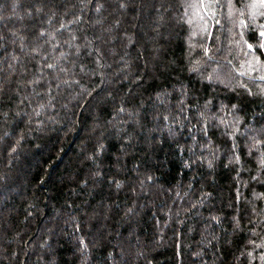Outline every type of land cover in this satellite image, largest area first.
<instances>
[{
	"label": "trees",
	"instance_id": "16d2710c",
	"mask_svg": "<svg viewBox=\"0 0 264 264\" xmlns=\"http://www.w3.org/2000/svg\"><path fill=\"white\" fill-rule=\"evenodd\" d=\"M13 1L0 264H264V0H170L172 30L152 0Z\"/></svg>",
	"mask_w": 264,
	"mask_h": 264
},
{
	"label": "rangeland",
	"instance_id": "374dc122",
	"mask_svg": "<svg viewBox=\"0 0 264 264\" xmlns=\"http://www.w3.org/2000/svg\"><path fill=\"white\" fill-rule=\"evenodd\" d=\"M6 1H8V0H6ZM12 1L13 0H9V2H12ZM19 1L21 2V6L22 7H23L24 4H26L25 2H23L24 0H19ZM51 1H54L56 4L58 2H61V0H51ZM122 1L126 2V0H108V2L112 6L111 12H113V14L116 12L117 6ZM152 1L154 2V8L156 10V13L159 12V11H160V13H164V14H161V15H159V14L157 15L156 14V16H158V17L159 16H163L165 21H166V19H168V17L171 19V22H170L171 25H169L170 30L175 29V26H178L179 24H181V20L177 16H175L174 13H172V11H171L172 7H171V4H170V2H171L170 0H152ZM30 2H32V3L29 5V7L26 4L25 8H31L33 16L34 15L35 16L36 15H40L41 14L40 9H42V10L44 9L43 11H47V9L45 8L43 2L47 3L48 0H30ZM13 3H14V1H13ZM129 3H130V0H129ZM21 10L24 11V7L21 8ZM146 11L147 12H151V14H152L151 7H148L145 10V12ZM47 13L50 14L51 11L47 12ZM11 15H12V12H10L8 15H5V18L8 21H10V22L8 23V25L6 27L2 28L3 30L5 29V35L8 37V39L6 40V44L9 46V52L8 53H4V54L0 53V78L2 79L0 81H4V77H5V74H6L5 71H4V65L2 66V63L5 64L6 62L10 61L11 58L13 57L12 56L10 58V51H11L10 49H14V51H16L21 57H25L24 59L28 58V55L26 53L24 54L23 52H19L17 50L18 39H17L16 33H19L21 31H23V29H24V26H23V24L21 22L22 20H20V21L17 20V21L14 22V19L16 20L17 17L16 16L12 17ZM21 15H22V19L25 18V16H26L25 12H21ZM51 17L53 18V15ZM55 17H58V16H54V18ZM158 17H156L157 20H158ZM116 18H117L116 15H112L111 21H110V23L112 25H113V22L115 21ZM3 19H4V16H3ZM44 19H45V16H44ZM97 19L98 18H96L95 20H97ZM100 21H103L104 24L102 23V25H98L96 28L98 29V31H104L105 28L103 27V25L108 27V25H110V24L107 23V20L105 19V16L101 17L99 19V22ZM96 22H98V21H95V23ZM41 23H43L42 20H41ZM108 28H110V27H108ZM3 40H4V43H5V38H3ZM16 52L14 54H17ZM120 73L121 72H117L116 71V73L113 74V78H112V82H111V87L112 88L113 87H117V84L125 79V78H123L125 75H130V73L129 74H127V73L120 74ZM128 79H130V76H128ZM13 80H14V82L16 84L18 78L14 77ZM54 84H55V82H50V86H52ZM0 86H1V84H0ZM51 89L55 90V86H52ZM105 92H107V93H105L107 95L108 92H110V89L105 90ZM69 101L70 100L68 98L65 99V103H68ZM180 101H181L180 97H177V101L173 102V103L177 104V103H180ZM61 107H62V109L64 108V106H61ZM177 109H179L178 105H177ZM169 113H170L169 111H165V110H161L160 111L159 110V111L154 112L152 116H155V115L157 117H160L162 115L163 116H165V115L167 116V114H169ZM3 116H4V119H3L2 123H1V131H0L2 137L5 135L6 130H8V124H10L9 122L12 119H17L19 116H21V113H16L14 111H9L6 114H4ZM24 120L27 121V122H33L32 116L29 113L26 114ZM106 126H108V125H106ZM94 128H98V131H100V130H102L104 128V126L103 125L102 126H97V127L94 126ZM153 128H158V127L157 126H153ZM89 131H91V130L89 129ZM209 152H210V150H209ZM0 153H1V149H0ZM12 158H13L12 155H7L6 156V161H9ZM203 159H204V157H203ZM0 179H1V174H0ZM141 182H142L141 176H139L137 178V180L134 181L133 185L130 186V190L131 191L133 190L135 192V194H138L141 191V186H142V190H145V188L143 187V184ZM16 186H19V185H17V183H16ZM180 193L184 194L185 192H184V190L180 189ZM187 197H189V196H187ZM152 200H153V198H150L151 203H152ZM183 201H184L183 204L179 205L177 208L173 209V207H172V210L170 211V216L171 215L173 216L174 214L176 215V213H182L183 210L191 209L192 207L196 206L195 202L186 203L188 201L187 198L185 200H183ZM254 215H255V212L252 213V219L254 218ZM204 226L207 228L206 224ZM236 228H238V227L235 224V226L233 227V230H236ZM161 232H162V230L160 229V225H159L158 229L156 228V234L158 236L162 235ZM162 244H165V239L162 241ZM199 250H200V248L198 250H196V254L200 253ZM196 264H207V263H203V262L199 261ZM234 264H241V262L237 259Z\"/></svg>",
	"mask_w": 264,
	"mask_h": 264
}]
</instances>
